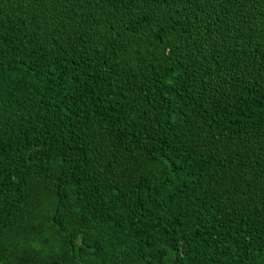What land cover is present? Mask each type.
Instances as JSON below:
<instances>
[{
  "label": "trees",
  "instance_id": "16d2710c",
  "mask_svg": "<svg viewBox=\"0 0 264 264\" xmlns=\"http://www.w3.org/2000/svg\"><path fill=\"white\" fill-rule=\"evenodd\" d=\"M0 264H264V0H0Z\"/></svg>",
  "mask_w": 264,
  "mask_h": 264
}]
</instances>
